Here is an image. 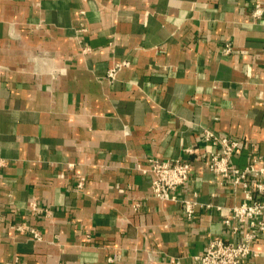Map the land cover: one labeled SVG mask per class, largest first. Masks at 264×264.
Segmentation results:
<instances>
[{
  "label": "crops",
  "instance_id": "0c3cea01",
  "mask_svg": "<svg viewBox=\"0 0 264 264\" xmlns=\"http://www.w3.org/2000/svg\"><path fill=\"white\" fill-rule=\"evenodd\" d=\"M257 2L264 7L0 0V264H202L195 256L212 239L240 240L223 214L244 194L221 183L205 147L176 194L222 209L194 218L182 202L157 198L153 175L138 165L186 156L204 128L241 140L239 166L264 157ZM227 43L236 51L224 53ZM32 200L48 211L33 210ZM17 225L40 229L43 239ZM253 247L243 264H264V238Z\"/></svg>",
  "mask_w": 264,
  "mask_h": 264
},
{
  "label": "built area",
  "instance_id": "2783aa9c",
  "mask_svg": "<svg viewBox=\"0 0 264 264\" xmlns=\"http://www.w3.org/2000/svg\"><path fill=\"white\" fill-rule=\"evenodd\" d=\"M264 7L257 2L253 8L254 18L262 17ZM82 32L88 31L86 23H82ZM87 50V49H86ZM222 51L230 53L236 51L232 44L227 43ZM129 62L123 61L115 64L109 70V75L115 74ZM242 146L240 139L223 135L215 129L204 128L201 138L190 145L187 155L175 159H159L151 156L138 169L153 175L151 188L153 194L160 200L170 202H182L184 214L187 218H194L198 209H222V206L212 203H203L197 200L182 199L177 196L176 190L189 181L191 177V166L193 156L201 147L206 148V155L210 169L216 173L222 184H230L235 189H241L244 200L228 208L223 214V223L227 230L240 235V240L235 241L226 237L212 239L205 250L196 255L195 259L202 264H243L244 261L256 256L253 245L258 239L264 238V157L254 156L244 166L234 162V157ZM7 164L4 158H0V166ZM84 178L78 183V187L84 184ZM35 211H48L38 207L35 200L30 202ZM140 203H134V209H138ZM17 229L30 232L34 240L43 239L38 228L26 225H17ZM114 259L108 258L107 264H113Z\"/></svg>",
  "mask_w": 264,
  "mask_h": 264
}]
</instances>
